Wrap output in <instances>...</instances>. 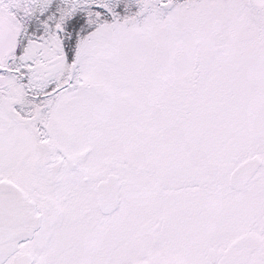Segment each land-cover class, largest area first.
<instances>
[{
    "label": "snow or ice",
    "instance_id": "obj_1",
    "mask_svg": "<svg viewBox=\"0 0 264 264\" xmlns=\"http://www.w3.org/2000/svg\"><path fill=\"white\" fill-rule=\"evenodd\" d=\"M0 264H264V0H0Z\"/></svg>",
    "mask_w": 264,
    "mask_h": 264
}]
</instances>
